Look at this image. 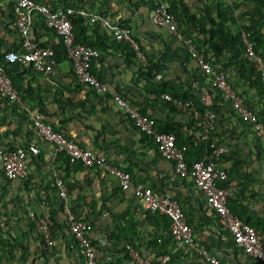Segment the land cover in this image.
Wrapping results in <instances>:
<instances>
[{
	"label": "crops",
	"instance_id": "crops-1",
	"mask_svg": "<svg viewBox=\"0 0 264 264\" xmlns=\"http://www.w3.org/2000/svg\"><path fill=\"white\" fill-rule=\"evenodd\" d=\"M40 1H46L52 9L72 5L89 15L107 18L111 25L128 26L146 59L145 65L132 56L126 45L114 41L99 21L90 24L79 17L72 19L76 22L74 36L94 46L98 52V59L91 64L93 75L156 125L175 128L181 140L195 136L189 118L170 110L167 102L158 98L169 93L157 94L156 91L168 89L171 93L187 94L194 100L201 93L205 94V107L216 115L211 138L226 149L217 165L226 172L230 207L242 219L264 230V140L237 117L230 116L225 103L223 106L218 103L215 108L207 80L182 45L165 28L150 22L149 13L155 0H37ZM236 1L240 6L235 19L241 23L252 14L253 4L250 0ZM223 2L226 4V0ZM203 5L211 6L212 0H181L178 9L185 7L187 15L192 14L199 20ZM179 10L180 29L190 31L183 19L186 14ZM211 16L214 17L213 12ZM30 31L41 46L53 47L58 42L51 32L42 28L36 16ZM191 38L198 43L205 37L194 31ZM18 49L19 36L9 3L0 0V55ZM219 58L221 63L227 64L224 53ZM9 66L20 103L0 98V150L22 147L27 156V173L23 179L9 181L3 177L0 167V225L16 239L13 258L8 264H80L67 248L70 236L65 229L63 204L76 218L90 223V239L97 250L99 264H133L124 252L125 243L147 259L167 254L170 264H205L193 248L175 246L168 234L167 220L146 211L129 190L118 187L112 176L99 168H83L79 163L69 165L63 156L54 155L52 146L31 127L28 113L38 114L67 140L126 171L134 184L149 187L156 196L177 200L191 226L193 240L220 264H261L245 257L232 245L213 212L206 207L201 193L190 180L172 174L171 163L157 155L152 142L131 125L109 94H96L76 83L67 59L56 61L53 70L46 75L27 65ZM225 72L227 81L235 86L252 110H262L264 114V94L250 87L248 67L228 64ZM153 95L156 97L151 98ZM50 168L63 178L67 187L66 201L56 195L48 175ZM46 214L53 221L52 246L47 250L28 228L31 218Z\"/></svg>",
	"mask_w": 264,
	"mask_h": 264
},
{
	"label": "built area",
	"instance_id": "built-area-1",
	"mask_svg": "<svg viewBox=\"0 0 264 264\" xmlns=\"http://www.w3.org/2000/svg\"><path fill=\"white\" fill-rule=\"evenodd\" d=\"M12 9L15 32L19 36V49L7 51L3 54L7 65H27L32 70L49 74L56 65L51 45L41 46L32 38L30 27L33 17H38L43 27L60 41L65 57L70 64L71 72L79 86L87 87L96 94H109L116 108L127 118L131 125L148 140L155 148L157 155L171 163L172 174L179 179H188L193 187L201 193L206 207L211 210L218 225L227 233L232 245L242 255L257 263L264 264V230L252 227L232 215L227 206L229 191L217 185L226 180V172L219 168L217 161L226 154L224 146L214 142L211 134L214 131L216 115L205 107V94L199 96V110L189 100H180L161 94L158 98L169 103L177 112L186 114L195 136L191 138L190 145H204V149L197 161L186 163L184 152L189 144L178 147L172 133L158 132L153 127L154 121L141 111L131 107L123 98L114 94L89 71L91 61L98 56L95 48L83 45L75 40L72 19L79 17L90 24L99 21L111 38L126 45L137 61L142 65L146 59L131 35V30L125 24L111 25L109 20L98 15H89L82 9L60 7L52 9L46 1L35 0H6ZM232 0H226L231 5ZM150 22L158 27L165 28L184 48L185 53L198 68L201 75L207 80L208 88L219 94L223 101L235 114L237 119L249 126L250 130L264 140V124L259 122L253 112L244 103L241 96L235 93L227 81L224 71L211 65L198 51L195 43L185 37L178 28L177 22L166 7L165 0H155L149 13ZM242 58L250 62L261 81L264 83V65L261 58L254 53L253 42L248 39L244 31H240ZM0 96L4 99L20 103L19 96L11 84L5 67L0 65ZM152 96L151 98H155ZM28 121L35 133L53 148L54 155L63 154L68 158V164L75 162L83 168H99L112 176L121 190H129L131 196L139 201L144 209L150 213L164 217L168 222V234L175 246H188L195 250L197 256L205 264H220L218 259L195 242L192 238L191 226L180 208L177 200L167 196H156L149 187L134 184L131 176L124 171L109 165L102 156L79 147L76 143L67 140L64 136L44 123L38 114L28 113ZM0 164L2 175L6 180L23 179L27 173V156L21 147L11 150H0ZM52 186L59 200L66 201L67 187L61 175L50 168L48 172ZM64 222L70 236L68 251L70 256L80 264H99L97 250L89 238L91 225L88 221L75 217L74 213L63 204ZM33 235L42 239V243L49 249L52 246L51 221L48 215L40 218H31ZM124 252L133 264H170L167 254H160L152 259L142 257L139 252L129 244H124Z\"/></svg>",
	"mask_w": 264,
	"mask_h": 264
},
{
	"label": "trees",
	"instance_id": "trees-1",
	"mask_svg": "<svg viewBox=\"0 0 264 264\" xmlns=\"http://www.w3.org/2000/svg\"><path fill=\"white\" fill-rule=\"evenodd\" d=\"M37 1V0H35ZM181 0H165V4L167 7L168 12L173 15L175 20L177 21V11L182 12L186 15H184V18L186 23L190 26L191 30L190 31H184L180 29L179 22L177 21L178 28L181 30L182 34L187 37L191 38V33L194 31H199L201 34H203L204 41L196 43V41L193 39L192 41L195 43L197 49L201 54L203 55L204 59L207 60L211 65L217 67L219 70H222L225 72L227 65L231 64L232 66L235 67H244L245 65L248 67L249 70V75L247 76V80L249 81V85L252 88H255L256 90H261L262 93L264 94V83L261 81L259 74L256 72L254 69L253 65L244 60L242 58V46L240 42V36L239 33L240 31H244L248 39L253 42V50L254 53L257 54L264 65V0H250V2L253 4V12L251 15L247 16L245 21L241 23H237L235 19V12L239 10L240 4L236 1L233 0L231 5H227L223 2V0H212V5H203L200 9V19H196L194 15L190 14L187 15L188 10L185 7H179L178 5L180 4ZM65 7H71L74 8V6H65ZM9 12L11 15L12 14V9L11 5L9 4ZM214 13V17L211 16V13ZM38 18V17H36ZM39 20V19H38ZM40 21V20H39ZM41 24V22H40ZM72 24H76L75 21L72 20ZM42 28L44 30H47L43 27L41 24ZM15 29V28H14ZM49 31V30H47ZM51 32V31H49ZM75 40L83 45L91 46L95 48L92 45L85 44L83 42H80L78 38L75 36ZM125 46V45H124ZM96 49V48H95ZM224 53L226 55V59L228 60L227 64L221 63L219 60V56ZM132 56L134 57V53L132 52ZM127 57V56H126ZM53 58L56 61H59L60 59H66L65 53L63 46L61 45L60 41L53 46ZM3 56L0 55V65H3L5 67V71L7 75L10 77L11 76V69L9 65L5 64L2 60ZM98 59L97 57L94 58L93 60ZM93 60L90 63L89 66V71L91 74V64ZM30 69H32L30 66H28ZM226 74V72H225ZM11 80V78H10ZM12 81V80H11ZM12 84V82H11ZM230 84V83H229ZM13 86V85H12ZM231 88L235 91L236 94L241 96L239 92H237V89L233 84H230ZM14 88V87H13ZM16 91V90H15ZM212 91V90H211ZM167 92L169 93L168 95L172 98L175 99H180V100H190V96L187 94H179L178 92L171 93L170 90L168 89H160L159 92L156 91L157 94ZM17 93V91H16ZM212 100L215 105V108H218V103L220 106H223L224 102L220 100L219 94L216 91H212ZM0 98L4 99L3 97L0 96ZM243 99L244 103L248 106V108L253 112L255 115L256 119L264 124V114L262 113V110L259 112H254L252 110V106L244 99V97L241 96ZM6 100V99H5ZM125 100V99H124ZM199 98L194 100L193 103L197 106L199 110L203 109V106L199 105ZM7 101V100H6ZM166 103V102H165ZM167 107L171 110H175L169 103H166ZM225 108V106L223 107ZM229 108V107H228ZM228 113L229 115H234L235 114L231 111L229 108ZM236 117V116H235ZM153 127L155 130L158 132H163V133H172L175 137V144L180 147L181 145L184 144H189L191 139H186V140H181L180 135L178 132L175 130L173 127H169L167 125H156V123H153ZM212 135V134H211ZM143 136V135H142ZM145 137V136H144ZM216 142V141H214ZM217 143V142H216ZM18 147V146H17ZM12 148H7V150H11ZM22 148V147H21ZM204 149V145H198V146H192L190 145L189 148H187L184 152V159L186 163H191L194 161H197L200 158V155ZM59 157H64L65 161L68 163V158L64 156L63 154H59ZM193 158V160H190L189 158ZM77 163V162H75ZM1 167V164H0ZM126 172V171H124ZM221 189H226V180L219 183L217 185ZM54 188V187H53ZM227 206L232 215L237 217L240 221L245 222L249 226L252 227H257L256 225H253L250 223L246 218L240 217V214H238L236 211L233 210V208L230 207V202L227 199ZM214 214V213H213ZM49 217V216H48ZM51 221V219L49 218ZM188 223V222H187ZM29 231L33 232V225L28 226ZM53 228V221H51V231ZM65 229L67 231V227L65 225ZM261 229V228H260ZM263 230V229H262ZM91 231V230H90ZM36 237V236H35ZM40 243V245L47 250V247L42 243V239L39 237H36ZM90 238V234H89ZM91 240V239H90ZM231 240V239H230ZM16 239L13 237L12 234H10V231L2 227L0 225V264H8L11 262L13 258V252H14V242ZM232 242V241H231ZM91 243L93 244L92 240Z\"/></svg>",
	"mask_w": 264,
	"mask_h": 264
},
{
	"label": "clouds",
	"instance_id": "clouds-1",
	"mask_svg": "<svg viewBox=\"0 0 264 264\" xmlns=\"http://www.w3.org/2000/svg\"><path fill=\"white\" fill-rule=\"evenodd\" d=\"M249 127V126H248Z\"/></svg>",
	"mask_w": 264,
	"mask_h": 264
}]
</instances>
